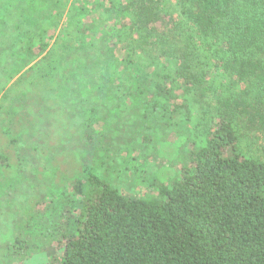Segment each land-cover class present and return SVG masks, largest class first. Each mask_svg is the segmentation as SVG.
<instances>
[{
    "label": "trees",
    "instance_id": "trees-1",
    "mask_svg": "<svg viewBox=\"0 0 264 264\" xmlns=\"http://www.w3.org/2000/svg\"><path fill=\"white\" fill-rule=\"evenodd\" d=\"M33 93L58 129L106 127L105 111L128 112L132 129H185L188 160L153 197L124 195L91 167L75 178L69 153L49 155L52 135L25 144L47 159L34 163L21 150L43 119L13 107ZM4 113L0 207L49 178L89 192L54 223L47 264H264V0H0ZM8 225L0 239L26 250Z\"/></svg>",
    "mask_w": 264,
    "mask_h": 264
},
{
    "label": "rangeland",
    "instance_id": "rangeland-1",
    "mask_svg": "<svg viewBox=\"0 0 264 264\" xmlns=\"http://www.w3.org/2000/svg\"><path fill=\"white\" fill-rule=\"evenodd\" d=\"M92 79L97 83L101 81L102 74L99 69L94 72ZM13 82L10 83L11 86L14 85ZM36 93L26 99L21 97V103L13 101V107L17 109L19 116H26V112L31 111L32 116L43 119L32 121L36 126L30 129L32 137L24 142L22 156H30V150L33 151L31 147L26 148L25 144H33L36 141L42 143L46 141V137L52 135L57 137V142L53 146L56 151L49 155L53 157L55 153L63 157L69 153L75 159V164L79 165L75 171L78 172L75 178L82 179L81 169L91 167L99 178L106 180L122 194L133 197L156 196L159 184L161 182L168 184L169 181L176 179L181 166L188 160L192 143L188 140L189 134L184 132L185 129H132L126 124L131 119L128 112L118 113L120 119L111 111L101 114L102 118L109 119L106 127L104 121L96 120L94 127L89 129L78 127L76 121L71 129H58L62 126H57L50 118L51 108L47 107L45 102H41ZM40 93L41 90H38V94ZM83 104V107L88 106L86 100ZM106 106L111 109L109 105ZM70 107L71 105L65 110L68 111ZM1 115V118L5 116L7 121L11 117L8 113ZM114 119H120L121 129H110L113 127L110 120ZM9 122L5 123L8 125ZM51 127L54 129H49ZM204 130L197 129L198 132ZM157 133L159 136H156ZM256 148L257 146L253 147V151ZM33 152L38 156L31 159L32 162L39 159L47 161L46 157L41 158L38 151ZM70 167L75 168L74 165ZM72 180L76 179H62L59 183H52L49 178L40 181L34 191L18 188L3 197L5 200L0 207V218L2 217L0 231L9 224L8 227L13 229V234L15 232L27 242V248L13 254L11 245L1 238L0 249L3 250L5 247V253H0V264H47L51 252L50 230L54 223L63 217L66 221H71L72 216L78 213L84 199L89 195L86 187L82 194H77L72 188ZM36 184L38 182L35 186ZM34 196L37 198L34 205L24 210V200ZM24 211L27 213L23 214Z\"/></svg>",
    "mask_w": 264,
    "mask_h": 264
}]
</instances>
